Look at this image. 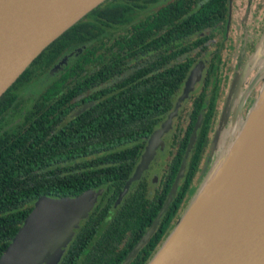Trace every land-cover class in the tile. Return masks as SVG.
<instances>
[{
	"label": "trees",
	"instance_id": "16d2710c",
	"mask_svg": "<svg viewBox=\"0 0 264 264\" xmlns=\"http://www.w3.org/2000/svg\"><path fill=\"white\" fill-rule=\"evenodd\" d=\"M159 1L104 0L0 96V255L40 197H72L106 185L57 264H121L161 210L215 73L184 178L157 227L127 262L149 264L234 141L225 151L213 146L229 68L213 48L200 87L173 121L158 181L150 186L143 176L101 227L190 65L191 60L168 65L172 50L166 51L165 44L218 21L216 14L206 13L219 0H207L194 12L198 0ZM40 84L42 89L33 92ZM243 124L237 125L236 136Z\"/></svg>",
	"mask_w": 264,
	"mask_h": 264
},
{
	"label": "water",
	"instance_id": "95a60500",
	"mask_svg": "<svg viewBox=\"0 0 264 264\" xmlns=\"http://www.w3.org/2000/svg\"><path fill=\"white\" fill-rule=\"evenodd\" d=\"M103 1L0 0V96L55 39ZM207 56L208 54H204L189 69L172 108L165 113L149 137L140 159L120 190L113 207L103 219L101 227L112 217L131 185L148 166L159 141L167 135L197 80ZM211 88L212 80L189 138L186 154L161 210L121 264H127L152 234L179 188ZM259 120V124L264 122V88L243 128L229 146V151L227 149L224 152L227 157L222 155L201 191L149 264L157 259L159 252L168 244L205 189L215 186L221 188L215 202L199 216L191 231L169 249L164 264H264V177L252 182L247 178L236 183L221 184L222 187L219 184L223 166L236 143ZM263 138L264 135L258 140V144L264 143ZM216 172L217 177L209 183ZM103 189L105 186L89 188L72 197H40L24 218L23 226L1 253L0 264H57L76 228L89 217Z\"/></svg>",
	"mask_w": 264,
	"mask_h": 264
},
{
	"label": "flooded vegetation",
	"instance_id": "af4514ba",
	"mask_svg": "<svg viewBox=\"0 0 264 264\" xmlns=\"http://www.w3.org/2000/svg\"><path fill=\"white\" fill-rule=\"evenodd\" d=\"M161 1L162 0H160L159 2H161ZM206 1L207 0H198L196 2V4L193 6L191 12L199 10L200 7ZM218 5L219 6H217L216 8L209 9V11L206 13L208 16H211L213 14L217 15L216 20H218V21L214 25L203 27L202 29H197V30L193 29L192 33H188V35H186V36H184V35L179 36V37H177L176 40L167 42L165 44L166 45V47H165L166 51L172 50V53L169 56V58L171 57V60L168 62L169 63L168 65L183 62L185 60H191L188 62V64H190V65L188 66V69L182 78V82L180 84V87L178 88L177 93L173 97V103L181 91L184 79H185L189 69L201 57H203L204 54H208V56L206 57V59L203 63L201 72H200L197 80L195 81L191 91L187 95L185 101L181 105L179 112L182 109V107L184 106V104L186 103V101L188 100V98L190 97V95L193 92L197 91L198 88L200 87V84L203 81L204 75L206 74V66L208 65L209 58H210L211 54L214 52V49H217L219 51L220 56H223L228 61V64H229L228 71L226 72V75L223 77V85H224V90H225L224 95H225V92L227 91L228 85H231L233 87L235 85V91L237 92L238 88L243 83L242 80L245 79L246 74H247L250 66L252 65L253 59L256 58V56H257V58H259L260 53L262 54V51L264 50V0H219ZM185 16L186 15L183 14L182 18H184ZM195 24H196V22H195ZM185 26H186V28H190L191 24L188 23V24H185ZM201 38H205V41L203 43L201 41ZM189 43L191 44V46L189 45ZM216 43H218V45H216ZM239 49H243L241 52L243 55L239 54V55L235 56V53ZM197 52H199V54H197ZM136 59L137 58L133 59V61H131L130 63H134L136 61ZM261 61H262V58L260 59V63H258L257 61H256V63L257 64L264 63V61H262V62ZM238 62L240 64V66L237 68L236 65ZM128 65H129V63H128ZM260 67L264 68V66H261V65H260ZM236 71H238V73H239V78L236 80V82H234L230 78V74L233 72H236ZM259 72L261 73V70ZM215 79H216V74L212 73L211 77L209 79L207 88H206V94H207V89H208V86H209L211 80H212V88H211V92H212ZM261 84H262V86H259L258 91L252 92L249 95V99H248L247 103L245 104V106L243 108H241V109H243L242 113H244L243 114L244 116H245L246 110L249 107V105L251 104L254 96L262 91V88L264 87V77H262ZM239 91L243 92L242 86L240 87ZM206 94H205V97H206ZM210 95H211V93H210ZM224 95H223V98H224ZM234 96H235V94H233V97ZM242 96H243V94L241 95V97ZM205 97H204V100H205ZM209 98H210V96H209ZM222 108H223V104H222ZM239 109H240V107L236 106L234 111L235 110L237 111ZM222 111L223 110H221V113H222ZM179 112H178V114H179ZM178 114H177V116H178ZM177 116L175 117V119L177 118ZM175 119H174V121H175ZM240 122H241V118L239 119V122H237V123H240ZM172 126H173V122L168 129L167 135L163 136L161 138V140L159 141L157 149H156L155 153L153 154V157H152L151 161L149 162L148 166L139 175L138 180H136L131 185V187L129 188V190L127 191V193L123 197V199L120 201V204H121V202L124 201L125 198H127L129 195H131L132 191H134V189H135L134 188L135 185L138 183V181L141 178L143 179V176L146 175L144 180L147 179V176H149L148 172L153 168L152 164L154 163V158L157 155L159 148L162 145H165V144L168 145V143L170 141L171 130L173 128ZM162 162H163V159H162ZM158 174L159 173L157 172V176H158ZM156 181H158V177L156 178V180L150 179L148 181V183L151 186V185H154V183ZM103 186H105V189H103L101 195L98 197V200L96 201L93 209L95 208L96 204L98 202H100L101 198L104 197V195H105L106 185H103ZM118 195H119V193H118ZM117 196H116V199H117ZM115 200H114V202H115ZM114 202H113V204H114ZM113 204H112L111 208L113 207ZM120 204L118 205V207L120 206ZM118 207H117V209H118ZM110 209L108 210V212L110 211ZM115 211H114V213H115ZM105 216H104V218H105Z\"/></svg>",
	"mask_w": 264,
	"mask_h": 264
},
{
	"label": "bare ground",
	"instance_id": "6f19581e",
	"mask_svg": "<svg viewBox=\"0 0 264 264\" xmlns=\"http://www.w3.org/2000/svg\"><path fill=\"white\" fill-rule=\"evenodd\" d=\"M260 120L254 122L251 129H249L238 143H236L235 148L221 171L222 177L219 183L220 186L221 184L223 186L229 183L240 182L247 178L250 179L249 182H252L254 179L264 177V143L258 144V140L264 135V122L259 124ZM220 191L221 188L218 186L207 187L205 189L182 221L177 231L171 237L168 244L162 248L157 259L152 264H164L167 261L166 254L169 249L191 231L196 220L215 202L216 195L220 193Z\"/></svg>",
	"mask_w": 264,
	"mask_h": 264
},
{
	"label": "rangeland",
	"instance_id": "374dc122",
	"mask_svg": "<svg viewBox=\"0 0 264 264\" xmlns=\"http://www.w3.org/2000/svg\"><path fill=\"white\" fill-rule=\"evenodd\" d=\"M244 47V46H243ZM243 49H239L237 50V52L235 53V56L242 54ZM243 55V54H242ZM260 57L254 58L252 61V65L250 66L245 79L242 80V84L240 85V87L242 86L243 88V92L239 91L240 87L238 88L237 92L235 91V85L234 87L231 85L227 86V91L225 92L224 98H223V108H222V113L218 122V131L216 132V142L213 145L214 149H221L220 151H225L227 145L229 144V141L231 139H233L234 137H236V132H237V125L239 123V119L241 118V122L244 120V123L247 120L248 116H244L242 113L241 108H243L245 106V104L247 103L248 99H249V95L252 92H256L259 89V86H262L261 82H262V77H264V68H261V66H264V63L262 64H257L256 61L258 63H260V59L262 58V61H264V50L262 51V54L260 53L259 55ZM261 61V62H262ZM240 66L239 62L237 63L236 67L238 68ZM261 70V73L259 72ZM230 78L236 82V80L239 78V73L238 71L233 72L230 74ZM231 80V81H232ZM43 87V84L40 85H36L35 88H33V92H38L39 90H41ZM264 88V87H263ZM262 88V90H263ZM262 92V91H261ZM260 92V93H261ZM233 94H235V96L233 97ZM243 94V96L241 97V95ZM238 106L240 107L239 110H235V107ZM243 128V125L241 126V129ZM166 144L162 145L159 150L157 155L154 158V163L152 164V169L148 172L147 179L145 180L146 182H148L150 179L151 180H156L157 178V172L158 169L160 167V164L162 162L163 157L166 154ZM229 151V149L227 150V152ZM225 154V153H224ZM224 157H227V154L224 155ZM218 173L216 172L213 177L210 179L209 183L213 182V178L217 177Z\"/></svg>",
	"mask_w": 264,
	"mask_h": 264
}]
</instances>
